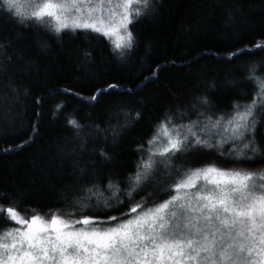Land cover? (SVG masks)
Listing matches in <instances>:
<instances>
[{
	"label": "snow or ice",
	"instance_id": "1",
	"mask_svg": "<svg viewBox=\"0 0 264 264\" xmlns=\"http://www.w3.org/2000/svg\"><path fill=\"white\" fill-rule=\"evenodd\" d=\"M157 4L158 0H43L31 17H22L19 11H13L14 0H3L0 18H5V25L23 26L35 33L37 56L48 54L49 40H62L67 32L79 30L91 39L99 36L107 40L113 57L123 63L139 50L140 38L134 26L158 17ZM226 15L228 24L237 18L246 20L239 0ZM18 41L19 36L7 38L6 45L0 43V80L7 78V87L17 96L14 77L40 71L38 61L17 47ZM151 44L149 41L147 51H151ZM254 48L264 50V43ZM252 51L238 49L225 59L231 62ZM89 61L90 55L85 52L84 62ZM156 76L154 71L144 79ZM243 79L255 89L252 99L243 105L234 102L229 114L214 119V114L197 111V119L185 124L174 123L173 116L166 113L146 141L148 147H137L141 159L136 171L126 178V187H120L114 172L107 173L104 191L110 193L108 196L96 182L105 178V168L114 167L113 157L103 148L98 153L93 149L95 159L84 164L70 157L73 183L65 187L62 201H71L73 211L41 215L33 209V214L26 217L14 206L24 198L23 191L0 192V200L9 202L7 207L0 205V214L14 225L0 231V264H264V170H226L209 165L181 172L173 163L186 153L205 151L231 157L233 163L264 164V66H247ZM118 88L115 83H107L87 96L70 88L62 91L94 106L101 96ZM121 94L135 96L136 92L126 89ZM44 98L36 96L33 102L42 106ZM197 102L202 106L210 103L206 96L197 97ZM114 107L118 109L117 118L124 116V123L118 120L107 129L96 125L90 129L91 135L106 136L110 131L115 143L130 121L141 119L139 111L133 115L122 104ZM62 108L63 104L56 105V111ZM192 109H196L195 103ZM67 124L86 152L85 126L74 115L67 117ZM31 132L28 140L3 151L15 152L30 144L39 132L38 122L32 124ZM161 165L169 175L173 168L177 170L178 178L168 188L169 198L156 203L157 196L148 193L136 200ZM147 199L153 200L152 207H146ZM93 209L96 214H88Z\"/></svg>",
	"mask_w": 264,
	"mask_h": 264
},
{
	"label": "trees",
	"instance_id": "2",
	"mask_svg": "<svg viewBox=\"0 0 264 264\" xmlns=\"http://www.w3.org/2000/svg\"><path fill=\"white\" fill-rule=\"evenodd\" d=\"M2 2L0 0V4ZM234 2L158 0L159 16L134 26L133 31L140 38L139 50L123 63L113 57L107 40L99 36L91 39L79 30L67 32L62 40H49L48 54L37 56L35 33L23 26L5 25V18H0V43L6 45L7 38L19 36L17 47L29 52L40 67L39 73L14 77L18 96L7 87V78L0 80V192L23 191L24 198L14 206L26 217L33 214V209L41 215L57 210L73 211L69 207L71 201H62L65 187L73 183L70 157L84 164L95 159L93 149L97 153L105 149L113 157L114 167L105 168V178L96 182L104 191L106 175L111 171L123 189L126 178L136 171L141 159L137 147L141 144L148 147L146 141L166 113L173 116L174 123L186 124L197 119V111L214 114L215 119L217 115L231 113L234 102L249 103L255 89L243 76L246 67L253 63L264 66V50L254 48L257 43H264V0H239L244 5L246 20L237 18L233 24H228L226 10ZM149 41L151 51H147ZM245 47L253 51L244 52L231 62L225 59L229 52ZM85 52L90 55L88 63L84 62ZM154 71L155 78L144 79L151 77ZM107 83L117 84L118 90L101 96L94 106L62 91L70 88L87 96L97 87H106ZM126 89H134L136 95L121 94ZM40 95L45 98L42 106H37L33 98ZM201 96L208 98V106L197 102V97ZM116 103L124 105L133 115L139 111L141 119L130 121L115 143L110 131L106 136L91 135L90 129L96 125L107 129L118 120L124 123L122 114L118 118L115 115ZM194 103L195 110L192 109ZM57 104H63L59 111H56ZM36 112L40 115L36 116ZM182 112L188 114L181 116ZM69 115H74L85 126L86 152L80 149V138L67 124ZM36 122L39 132L30 144L15 152L3 151L28 140L32 136L31 126ZM173 163L181 172L209 165L226 170H264V164L233 163L231 157L205 151L186 153ZM177 178L176 168L169 175L161 165L145 182L146 191L135 199L152 193L157 196L156 203L167 200L169 185ZM104 195L110 193L104 191ZM153 203L152 199H147L146 207H152ZM0 205L7 207L9 202L0 200ZM88 214H96V210ZM10 227L14 225L5 214H0V231Z\"/></svg>",
	"mask_w": 264,
	"mask_h": 264
},
{
	"label": "rangeland",
	"instance_id": "3",
	"mask_svg": "<svg viewBox=\"0 0 264 264\" xmlns=\"http://www.w3.org/2000/svg\"><path fill=\"white\" fill-rule=\"evenodd\" d=\"M43 3V0H14V11H19L23 16H32L38 10V6Z\"/></svg>",
	"mask_w": 264,
	"mask_h": 264
}]
</instances>
